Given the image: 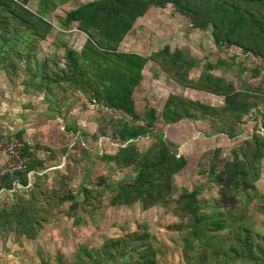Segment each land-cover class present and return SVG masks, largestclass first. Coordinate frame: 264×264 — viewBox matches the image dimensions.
Returning <instances> with one entry per match:
<instances>
[{"label":"rangeland","instance_id":"obj_1","mask_svg":"<svg viewBox=\"0 0 264 264\" xmlns=\"http://www.w3.org/2000/svg\"><path fill=\"white\" fill-rule=\"evenodd\" d=\"M91 1L94 0L58 3L48 17L52 24L50 33L35 42L30 58L22 54L20 60L14 59L9 64L8 71L0 65V162L12 140L25 143L30 154L26 159L35 161V168L27 173V185L13 182L10 189L0 190V210L20 201L29 206L27 201H33L36 205L32 208L41 207L47 215L44 218L37 211L40 225L31 224L36 231L34 237L18 234L0 224V264H76L80 249L98 248L107 239L143 230L154 238L159 264H200V255L188 249L190 235L176 197L151 208H144L140 201L117 207L110 205L107 186L117 185L123 176H133L135 167H120L104 156L113 155L127 145L112 137L118 131L115 125L123 122L145 125L146 108H152L156 117L149 128L152 133L135 142L139 151L145 152L162 137L171 150L186 160L185 168L173 177L177 194L184 188L196 190L200 200L217 198L220 186L214 175L239 152V146L255 129L264 136L261 127L264 62L245 56L236 47H215L209 29L193 28L190 19L175 12L169 4L151 5L137 18L117 48L120 52L148 57L167 47L170 53H178L193 62L187 72L191 80L209 72L230 81L236 88L245 89L247 99L256 106L240 123L230 121L224 125L227 131L242 130L232 139L226 134H215L208 119L166 124L159 115L170 94L215 107L223 105V97L178 83L153 60H148L141 70L131 91L128 112L124 108L103 107L67 86L41 89L37 85H24L22 80L35 74V70L42 72L43 65L47 71L62 68L66 49L82 47L85 35L75 25L65 28L63 17ZM36 3L30 0L27 6L35 10ZM254 186L264 195V158ZM262 203L253 200L248 205L255 230L264 229V213L258 211ZM31 228L27 233L33 232ZM231 235V230H224L222 238L229 239ZM254 241L264 243V236ZM212 263L209 258L205 264Z\"/></svg>","mask_w":264,"mask_h":264},{"label":"trees","instance_id":"obj_2","mask_svg":"<svg viewBox=\"0 0 264 264\" xmlns=\"http://www.w3.org/2000/svg\"><path fill=\"white\" fill-rule=\"evenodd\" d=\"M35 1L33 10L27 6L30 0H0V65L6 71L22 54L30 58L35 42L45 39L52 29L48 17L58 3L67 0ZM153 4H169L175 12L187 16L193 28L209 29L215 47H236L245 56L264 62V0H94L77 6L63 17L65 28L75 25L86 36L81 49H66L62 68L47 71L43 65L42 72L35 70L22 83L41 89L67 86L103 107L124 108L128 112L131 91L138 83L141 70L148 60H153L178 83L223 97V105L215 107L170 94L159 115L166 124L208 119L215 134H226L230 139L241 134V129L232 127L233 130L227 131L224 125L230 121L240 123L256 106L247 99L245 89L236 88L230 81L209 72L191 80L187 72L193 62L178 53H170L167 47L148 57L117 49L137 18ZM155 118L154 109L146 108V126L135 122L115 125L118 131L112 137L127 145L104 158L120 167L133 165L135 174L123 176L117 185L107 186L110 205L117 207L140 201L144 208H151L176 197L190 235L188 249L200 255V264L209 258L212 264H264V243L254 241V238H263L264 229L255 230L253 217L247 212L251 201L264 202V195L254 186L261 174L264 136L255 129L239 146L241 156L235 153L214 175L220 186L218 197L205 201L198 198L196 190L182 188L177 194L173 177L185 168L186 160L171 150L166 140L158 136L157 142L142 153L135 145L137 140L152 133L149 128ZM261 127L264 130V122ZM21 134L22 131L17 137ZM22 147L21 154L30 156L27 145L24 143ZM34 162L33 158L28 159L23 172H7L1 176L0 190L10 189L13 182L27 185V173L35 168ZM27 203L29 206L22 201L4 206L0 210V224L18 234L34 237L36 231L31 224L40 225L37 211L43 213L44 209L32 208L36 205L33 201ZM259 208L264 213V203ZM28 228L33 232L27 233ZM224 230H231L229 239L222 238ZM154 242L146 230L131 232L107 239L98 248L80 249L76 264H159Z\"/></svg>","mask_w":264,"mask_h":264},{"label":"built area","instance_id":"obj_3","mask_svg":"<svg viewBox=\"0 0 264 264\" xmlns=\"http://www.w3.org/2000/svg\"><path fill=\"white\" fill-rule=\"evenodd\" d=\"M21 147L22 144L19 141L14 142V140L6 145L3 151L4 159L0 162V177L7 172H23L25 170L28 159L21 154Z\"/></svg>","mask_w":264,"mask_h":264},{"label":"crops","instance_id":"obj_4","mask_svg":"<svg viewBox=\"0 0 264 264\" xmlns=\"http://www.w3.org/2000/svg\"><path fill=\"white\" fill-rule=\"evenodd\" d=\"M86 37V36H85ZM81 48H78L77 50L79 51ZM130 53H135V52H130ZM137 54V53H136ZM142 56V55H141Z\"/></svg>","mask_w":264,"mask_h":264}]
</instances>
